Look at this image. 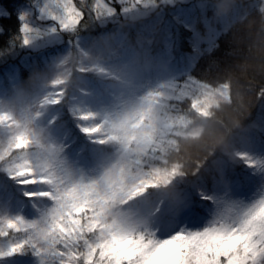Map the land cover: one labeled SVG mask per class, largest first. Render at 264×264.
<instances>
[{"label":"trees","instance_id":"trees-1","mask_svg":"<svg viewBox=\"0 0 264 264\" xmlns=\"http://www.w3.org/2000/svg\"><path fill=\"white\" fill-rule=\"evenodd\" d=\"M36 4L37 0H0L2 101L12 99L23 89L36 105L54 91L48 82L56 74L58 59L77 50L103 53L97 63L109 72L123 70L124 64L136 63L138 59L152 69L157 62H164L176 76L171 88L178 98L168 102L173 114L188 110L191 99L199 95L201 85L216 84L227 75L238 85L245 115L229 134L227 151L217 148L207 154L193 174L194 162L204 153L196 148L189 149L188 175L175 178L167 188L149 189L123 206L122 211L137 218L147 214L146 218L139 219L146 222L156 239H165L176 232L203 230L264 197V97L257 99L264 76L245 61L250 39L248 24L264 16L261 11L264 0H237L231 11L220 18L215 15L213 0H201L200 4H185L186 11L182 10L184 14L179 17L172 7L157 9L141 19L123 18L121 6L113 0L110 7L114 15L105 24L95 16L90 5L80 4L84 19L77 29L62 33L61 42L42 48L25 46L24 34L20 31L21 24L36 22ZM21 15L23 20L19 18ZM168 43H171L169 54L166 51ZM84 64L89 66L88 61ZM106 83L114 84L115 80H104L97 71L74 73L61 102L45 105L35 121L37 128L44 130L46 139L59 149V160L65 170L85 180L99 175L114 157L116 146L95 143L97 137L80 130L85 122L78 119L79 113L71 111L72 98L78 96L79 89H95L104 103H112L114 98L103 91ZM122 92L123 87L116 88L113 95ZM181 92L185 95L180 96ZM136 95L141 96L140 93ZM221 115L226 124L236 117L231 110ZM6 135L0 129V140ZM237 153L246 154L254 166H249ZM156 163L158 161L146 158L143 167L147 170ZM5 167L0 163V217L38 220L51 201L40 197L29 199L24 193L46 191L48 187L20 185L10 178ZM4 244L6 238H0V245ZM39 262L31 250L0 258V264Z\"/></svg>","mask_w":264,"mask_h":264},{"label":"snow or ice","instance_id":"snow-or-ice-1","mask_svg":"<svg viewBox=\"0 0 264 264\" xmlns=\"http://www.w3.org/2000/svg\"><path fill=\"white\" fill-rule=\"evenodd\" d=\"M82 3L47 0L41 13L56 21L61 31L73 32L84 19ZM91 10L97 18L114 11L105 0H94ZM19 18L23 20L24 16ZM20 31L27 44L29 25L21 24ZM55 70L56 77L48 82L54 91L39 100L35 111L29 108L22 119L0 111V129L7 133L0 140V163L20 185L50 186V190L24 195L52 202L38 220L0 217V238H6V244L0 245V258L31 250L40 264H264V197L203 230L176 232L165 239H156L147 228L141 232L126 227L113 216L114 209H122L149 189L167 188L175 178L189 174L181 145L199 141L204 135V122L226 125L221 105L236 117L245 115L238 85L234 87L228 81L201 85L188 110L175 114L168 103L178 98L173 88L148 91L139 97L131 113L125 111L113 121L106 116L100 123L82 126L84 134L99 137L95 143L115 145L118 158L95 179L72 180L70 173L62 172L57 177L52 171L54 162L59 161V149L46 139L35 121L45 105L61 102L74 73L104 69L91 61L87 52L77 50L60 59ZM112 78L119 79L115 75ZM260 97H264V84L257 93V99ZM95 118L92 112L78 116L81 121ZM105 123H109L107 130ZM30 148L38 149L43 156L39 173L28 156ZM236 155L254 166L246 154ZM146 158L158 163L145 170ZM203 158L194 162L193 174Z\"/></svg>","mask_w":264,"mask_h":264},{"label":"rangeland","instance_id":"rangeland-1","mask_svg":"<svg viewBox=\"0 0 264 264\" xmlns=\"http://www.w3.org/2000/svg\"><path fill=\"white\" fill-rule=\"evenodd\" d=\"M110 1L112 2L113 0H105V3H107L109 7ZM115 1L121 6L123 18L141 19L150 15V13L154 12L157 9L163 10L172 7H175V9L177 10V16L179 17L180 15L184 14H182V10L186 11L185 4H188L190 2H198V4H200L201 0H139V2L138 0ZM92 2H94V0H83V3L81 5H90L91 7ZM46 3L47 0H37V4L34 7V21L36 22H34L33 25L27 24L31 29V32L28 34V46L31 45L35 48H42L57 44L62 40V33H64V31H61L59 29L58 23L56 21H53L47 15L41 13V9L45 6ZM78 3H80V0H78ZM113 15L114 13L99 17L101 23L105 24ZM24 45L26 46L25 43ZM170 50L171 43H168L166 47V51L168 52V54ZM60 59H62V57H60ZM60 59H58V61ZM99 66L104 69V72L97 73L102 76L104 80L109 78L111 80H115L114 84L106 83L103 90L107 95L113 97L114 101L112 103H104V100L101 99V95L95 89H79L78 96L72 98L70 108L71 111H75L79 114L82 112H92L96 114V118L94 120L84 121L85 126H91L93 124L101 122L104 116L110 114L119 107L122 99H127L131 95L137 96L136 94L139 93L141 95H144L148 91L160 90V88L162 87H172L174 84V80L176 79V76L172 73V70L168 69L166 64L161 61L155 64V69H152V67L148 66L146 62H143L139 59L136 63L127 62L123 65L124 69L122 70L121 68H119L118 71L113 69V71L109 72L107 71L105 66ZM120 66L121 65H117V67ZM134 69H137V71L133 79V87L131 89L123 87V92L114 96L113 90L116 88H122V86L117 82L116 79L112 78V75L118 76ZM13 82L14 81L11 80V83ZM2 97L3 93L0 92V101H2ZM50 207H52V202L48 208ZM146 217L147 214L142 215L139 218Z\"/></svg>","mask_w":264,"mask_h":264},{"label":"clouds","instance_id":"clouds-1","mask_svg":"<svg viewBox=\"0 0 264 264\" xmlns=\"http://www.w3.org/2000/svg\"><path fill=\"white\" fill-rule=\"evenodd\" d=\"M213 2H214L215 15L216 17L220 18V17H224L231 11L233 6L236 4L237 0H213ZM248 28H249L250 39L247 44L248 55L245 58V61L250 68L257 71L261 76H264V44L260 43V40H264V17H260L258 22L250 21L248 24ZM88 54L90 60L93 62H98L100 57L103 55V53L101 52L88 53ZM136 71L137 69H134L127 73L118 75L119 79H116L117 82L122 87L131 89L133 87V79ZM56 75L57 73L52 79H54ZM225 81L230 82L234 87H236V83L231 75H227L223 80L219 81L218 83H223ZM139 97L140 96L131 95L127 99H122L119 107L115 111L106 115L108 120L113 121L117 119V117L125 111L131 113L134 110V106L138 104ZM34 105H35V101H31L28 98L25 91L23 89H20L16 92V94L12 99L6 101H0V111L10 112L14 114L17 118L22 119L24 114L28 111L29 108H31L32 111L36 110ZM221 110L225 111L227 109H225L224 105H221ZM106 116H104L102 120H104ZM240 119L241 117H235V120H238V123L234 124L232 123L233 121L232 120L230 123L222 127H217L212 121L204 122V135L201 137V139L199 141H194L188 144L181 145V154L185 161V171H188L187 165L190 162L188 151L191 148H196L201 150L204 153L203 157L213 152L217 148H221L224 151H227L228 136L233 129L239 126ZM104 127L106 130L109 129V123H105ZM14 155L19 156L21 154H14ZM28 156L32 159L33 165L37 168V172L39 173L40 168L42 167L41 165V161L43 159L42 154L38 149L30 148ZM117 158H118V152L116 148V153L114 157L106 165H104L103 168L110 166ZM52 171L55 173L57 177H59L62 172L69 173L62 166L60 160L54 162ZM101 172L99 173V175L101 174ZM45 174L47 175L48 173ZM98 176H96L95 178H97ZM71 178L72 180L80 179L76 176H73L72 174H71ZM47 187L48 190H50V186ZM169 192H171L170 189ZM113 216H115L116 219L124 222L126 227L135 228L141 232H143L145 228H147V224L144 220L137 218L136 216L132 215L129 212L122 211V209L119 210L114 209ZM113 216H109V219H112ZM233 218L235 217L233 216Z\"/></svg>","mask_w":264,"mask_h":264}]
</instances>
